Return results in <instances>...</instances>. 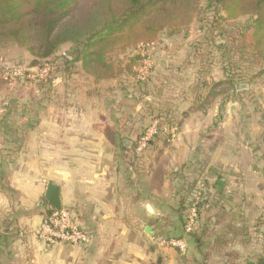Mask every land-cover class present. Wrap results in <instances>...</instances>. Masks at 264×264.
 <instances>
[{
	"label": "crops",
	"instance_id": "1",
	"mask_svg": "<svg viewBox=\"0 0 264 264\" xmlns=\"http://www.w3.org/2000/svg\"><path fill=\"white\" fill-rule=\"evenodd\" d=\"M98 94L84 92L75 113L76 104L39 116L49 104H35L28 133L0 132L5 143L0 148V264H254L264 257V159L248 132L250 118L242 119L240 112L238 120L222 118L226 104L208 107L204 116L192 106L193 98L170 100L171 113L181 109L175 134L156 137L151 149L137 156L128 128L119 130L122 124L108 114L115 111L114 98L105 106L93 100ZM257 104L264 110V103ZM256 108L246 116L256 117ZM258 120L264 123V116ZM26 123L27 118L20 125ZM221 128L224 133L218 134ZM160 142L169 144L163 148ZM183 166L205 174L206 196L194 230L197 239L188 237L181 256L157 243L152 223H170L171 237L182 234L185 215L177 211L174 193L186 191L178 171ZM49 183L59 188L61 208L87 234L85 245H47L38 239L36 230L53 209L44 199Z\"/></svg>",
	"mask_w": 264,
	"mask_h": 264
},
{
	"label": "rangeland",
	"instance_id": "2",
	"mask_svg": "<svg viewBox=\"0 0 264 264\" xmlns=\"http://www.w3.org/2000/svg\"><path fill=\"white\" fill-rule=\"evenodd\" d=\"M201 5L204 6L203 1ZM220 17L221 19L216 23H211L212 13H204V11L201 10L200 14L192 20L186 35L179 33L170 36L167 32H161L157 36L155 42L149 46H139L135 49L115 50L111 52L108 56L109 60H111L115 66L122 69L125 68L128 60L136 55H147V57L137 66L131 68L130 71L124 70L121 75L115 79L99 83H94L91 78L84 74L80 64H75L74 67L69 70H65L58 65L61 63L60 58L63 55L67 56L69 50L68 45L60 47L49 62L44 63L39 60L40 64L38 66L43 63L42 67H32L31 63L35 58L31 56L25 47L18 46L14 43L4 44L0 47V128L3 129L7 127L13 130L16 129L18 125L22 123L23 119L32 117V112H34L32 107L35 104L40 105L41 103V105L43 104L45 106L49 104L47 108H45L46 111L45 109L39 111V116H44L52 111L53 113L59 112L62 105L63 107L69 106L71 108L72 105L76 104L78 108L76 107L71 110V112L75 113L79 107L81 108L82 104L80 103H83L84 92L99 91L101 96L98 94V97H100H96V99L94 98L93 100L103 102L105 106H109L111 100L114 98L112 101H114L113 109H115V111H108V114L113 115L114 119L119 120L120 124L123 125H121V127H127L133 130L138 127L144 130L150 127L153 120H158L161 122L158 134L163 136V139L167 140L168 137L171 139L175 134L176 121L181 115V109H179L175 115L174 112H170V108H168V105L171 104L170 100L182 101L183 98L190 97V99L193 98L192 106L194 109L199 110L200 113L204 112V116L207 114L208 107L213 108L214 106L219 108L223 103L226 105L221 114L222 118L223 116L229 115V117L238 120L240 117L239 112L241 113L242 119H247V117L250 118L248 122L250 124V129L248 132L253 138L255 137L252 143H255V149L262 154L264 159V123H260L258 120L259 115L264 116V110L257 104L264 103V92H261L264 88V65H253V62L248 60V57L241 62L238 60L237 55H234L232 59L228 60L222 57L216 47L214 48L204 41L210 26L211 30H213L212 37L214 43L220 47H228L230 45L229 40L234 36L239 37L240 35L241 37V33H245V40L249 37L251 30L249 29L244 32L245 27L250 25L248 17H242L232 22L225 21L226 15L224 13H221ZM220 32H224L223 37L219 35ZM243 51L245 53L247 52V50ZM145 62L149 63V73L151 76L146 84L148 89H143V92H148V95L140 96L138 93V77L141 76L140 73L145 67ZM208 62H210L209 67L204 68ZM225 67L229 70L223 69ZM16 71L21 73L22 76H14ZM138 73L140 76L137 75ZM49 74H51L52 77L50 84H43L39 81V79L49 77ZM203 75H205V80H209L210 82L222 81L226 75H234L235 81L242 79L236 87L239 88L237 91L243 90V92L239 94L234 92L231 93V100H229L230 96L229 99L226 100L224 99L225 97L221 95L216 96L212 100L208 98V101L211 102L201 108L200 104L202 100H200V102L195 101V89L198 79ZM188 86H191L193 90H188ZM124 87H126V90H122ZM226 87L227 85L223 88ZM207 90V88L198 90L201 98L207 95ZM112 92L116 93L113 94ZM257 92L259 93L257 94ZM259 95L261 96L258 98L262 99H260L259 102L257 100L253 101V99ZM228 102L229 104L231 103L230 105H233V111L229 110L227 106L229 105ZM162 104L163 106H161ZM119 105L123 107L119 108ZM132 105H134L133 108ZM130 106L132 109L127 110L126 108ZM149 106L151 108H149ZM21 107H25V109L29 111V115L23 116ZM255 107H257L256 113L258 115L255 117V113H252L246 116L247 113L251 111V108ZM118 108L123 112H117ZM155 109H160V111H154ZM167 111L170 113H167ZM112 112L115 114H112ZM73 113L70 115L74 116ZM105 114L107 113L105 112ZM158 114H160L161 117H158ZM128 116L133 119V128L130 126L131 122H128ZM218 116L219 112L215 117L217 122L220 121V119L218 120ZM3 120L5 123L2 124L1 122ZM256 128H259L260 131L257 132ZM112 129L111 127V131ZM219 133H224V128L218 130V134ZM260 134L263 136V140L257 139ZM160 144L163 148H166L169 143L160 142ZM2 146H5V143L0 139V148H2ZM132 147L136 148L137 146L132 144ZM151 147L152 146L147 145L139 155L136 151L135 153L137 156H141L146 150H150ZM136 159L138 158L134 157L135 161ZM181 168H179L178 171H181L189 183L195 181L192 191H189V187L184 185L186 191H182L183 194L181 192V194L177 196V193L173 192L178 198L177 202L183 199V203L178 205V207L176 206L177 211L181 210V213H184L186 216L195 193L197 192L196 189L201 185V195L205 199L206 192L204 182L206 181V176L203 172L196 173L195 171V173H191L190 166H186L184 169ZM197 168H199V165ZM174 172L173 174L176 176ZM152 224L157 228V243L160 246L167 247L162 243L169 239L176 238L170 235V223L157 221ZM196 226L197 221L194 229ZM182 238L187 242V236H183Z\"/></svg>",
	"mask_w": 264,
	"mask_h": 264
},
{
	"label": "trees",
	"instance_id": "3",
	"mask_svg": "<svg viewBox=\"0 0 264 264\" xmlns=\"http://www.w3.org/2000/svg\"><path fill=\"white\" fill-rule=\"evenodd\" d=\"M202 1L204 6L201 5ZM201 10L204 13H212L211 23H216L221 19V13L226 15L225 21L231 22L248 17L250 25L245 27L244 32L250 29L251 33L246 40L245 33H241V37L240 35L239 37L234 36L229 40L228 47L217 46L214 43L213 30L210 26L204 41L208 45L216 47L222 57L228 60L237 55L241 62L248 57L253 65H264V0H0V47L6 43L25 47L35 58L31 66L42 67L43 63L38 66L39 60L44 63L49 62L60 47L68 45L67 56L63 55L60 58L61 63L58 65L69 70L75 64H80L83 73L94 83H99L115 79L124 70L130 71L147 57V55H136L128 60L127 65L122 69L109 60L108 56L111 52L149 46L155 42L161 32H167L170 36L179 33L186 35L192 20L200 14ZM223 34L224 32H220L219 35L223 37ZM243 50H247V52L245 53ZM209 64L210 62L204 68L209 67ZM223 69L226 70L227 67ZM137 75L140 76L139 73ZM234 79V75H226L222 81L210 82L205 80V75L201 76L195 89V101L202 100L200 104L202 108L211 102L208 101V98L212 100L221 95L227 100L233 92L242 93L243 90L237 91L239 88L236 87L242 79L236 81ZM39 81L43 84H50L51 74ZM147 82L148 80L141 81L138 77L140 96L148 95V92H143L144 88L148 89ZM226 85L227 87L223 88ZM204 88L208 89L207 95L201 98L198 90ZM122 90H126V87ZM221 105L223 106V103ZM118 107L123 106L119 105ZM133 107L134 105H132ZM119 108L117 112L122 113L123 111ZM132 108L130 106L126 109ZM149 108L151 107L149 106ZM22 110V115L25 116L26 110ZM154 111H160V109ZM158 117L161 115L158 114ZM128 122H131L130 126L133 128V119L130 116H128ZM1 123L3 124L5 121L3 120ZM33 126V121L29 117L26 124H21L14 130L7 127L0 128V132L11 136L18 133L23 135L28 133ZM121 129L124 132V128L120 127L119 130ZM145 130L147 129L141 130L138 127L134 130L131 128L126 130L134 139V146L145 134ZM115 133L116 130L107 136L110 139ZM158 136L160 135H155L148 145L150 146L152 140ZM111 142L115 146V141ZM135 149V147L131 148L132 151ZM182 179L184 185L189 187V191H192L195 181L189 183L186 177ZM199 198L197 218L204 201L201 194ZM182 203L183 199H180L179 205ZM52 211L53 209L49 210L47 214ZM185 221L186 216L182 227L184 234L182 233L176 238L187 236L197 239L194 234L195 229L193 232L185 234ZM3 244L4 239L0 238V250ZM254 264H264V257Z\"/></svg>",
	"mask_w": 264,
	"mask_h": 264
},
{
	"label": "built area",
	"instance_id": "4",
	"mask_svg": "<svg viewBox=\"0 0 264 264\" xmlns=\"http://www.w3.org/2000/svg\"><path fill=\"white\" fill-rule=\"evenodd\" d=\"M148 61V60H147ZM149 63L145 62V67L140 73L141 81L148 80L150 76ZM21 73L15 72L14 76H20ZM22 76V75H21ZM29 77V76H27ZM159 121L153 120L145 134L137 142L136 153L142 152L148 145L149 141L158 134ZM201 186L198 187L194 199L186 215L184 232L191 233L197 221V206L200 202ZM38 239L47 245L69 244L85 245L88 241L87 234L83 229L75 224L70 211L66 208H60L47 214L42 223L36 230ZM169 248L176 249L181 256L187 253V242L184 238H173L162 243Z\"/></svg>",
	"mask_w": 264,
	"mask_h": 264
},
{
	"label": "water",
	"instance_id": "5",
	"mask_svg": "<svg viewBox=\"0 0 264 264\" xmlns=\"http://www.w3.org/2000/svg\"><path fill=\"white\" fill-rule=\"evenodd\" d=\"M45 201L52 206L54 210H59L61 208L60 199H59V188L49 183L46 187V191L44 194ZM150 227L145 228V233L150 235Z\"/></svg>",
	"mask_w": 264,
	"mask_h": 264
}]
</instances>
